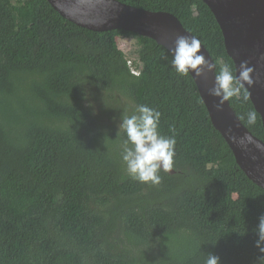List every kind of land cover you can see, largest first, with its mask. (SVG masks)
<instances>
[{"label": "trees", "instance_id": "16d2710c", "mask_svg": "<svg viewBox=\"0 0 264 264\" xmlns=\"http://www.w3.org/2000/svg\"><path fill=\"white\" fill-rule=\"evenodd\" d=\"M119 1L172 13L209 50L216 72L229 65L236 73L202 0ZM119 37L136 39L132 65ZM171 59L152 38L80 27L48 0H0V264H204L208 253L221 264H259L264 189L239 167L194 79ZM230 102L264 140L250 97ZM140 104L161 112L162 134L175 128V172L161 171L159 185L122 167L119 123Z\"/></svg>", "mask_w": 264, "mask_h": 264}, {"label": "water", "instance_id": "95a60500", "mask_svg": "<svg viewBox=\"0 0 264 264\" xmlns=\"http://www.w3.org/2000/svg\"><path fill=\"white\" fill-rule=\"evenodd\" d=\"M65 19L93 31L122 29L149 37L172 53L178 36H195L167 11H151L119 0H48ZM216 17L224 36L228 55L236 74L242 62L255 69L252 86L246 85L249 97L264 126V0H202ZM196 37V36H195ZM197 38V37H196ZM201 52L214 62L201 42ZM216 64V63H215ZM216 68L206 77H194L199 94L214 128L220 132L233 152L239 167L248 178L264 189V140L255 136L226 102L217 110L218 98L209 95ZM172 169L170 173H174Z\"/></svg>", "mask_w": 264, "mask_h": 264}, {"label": "clouds", "instance_id": "9594fccd", "mask_svg": "<svg viewBox=\"0 0 264 264\" xmlns=\"http://www.w3.org/2000/svg\"><path fill=\"white\" fill-rule=\"evenodd\" d=\"M171 66L174 71L187 76L191 73L194 77H206L216 68L214 62L206 59L201 52V41L195 36H178L175 47L172 49ZM255 69L248 63L242 62L239 74L229 65H224L215 75L214 85L208 90L209 95L218 98L217 110H222L224 104L233 97L240 98L243 102L249 100L246 85L252 86ZM87 101L88 96L85 94ZM89 107L92 104L89 102ZM161 112L145 104L136 105L132 114L123 112L119 123V133L125 134L121 144V160L125 174L134 181L142 184L159 185L162 177L160 172H170L174 168L176 155L175 128L170 127L172 135H164L160 131ZM247 124L256 122V113L249 111L246 114ZM244 119V117H241ZM118 133V134H119ZM254 230L257 235L256 247L264 253V215L259 218ZM204 264H221L218 256L208 253ZM259 264H264V255L259 257Z\"/></svg>", "mask_w": 264, "mask_h": 264}, {"label": "rangeland", "instance_id": "374dc122", "mask_svg": "<svg viewBox=\"0 0 264 264\" xmlns=\"http://www.w3.org/2000/svg\"><path fill=\"white\" fill-rule=\"evenodd\" d=\"M120 49H122L126 55L129 57L130 61L135 60V53L136 50V39L135 38H128V37H119L117 39Z\"/></svg>", "mask_w": 264, "mask_h": 264}, {"label": "built area", "instance_id": "2783aa9c", "mask_svg": "<svg viewBox=\"0 0 264 264\" xmlns=\"http://www.w3.org/2000/svg\"><path fill=\"white\" fill-rule=\"evenodd\" d=\"M130 64L132 65V61H130ZM132 72L134 74H139V70L137 68H135V67H132Z\"/></svg>", "mask_w": 264, "mask_h": 264}]
</instances>
